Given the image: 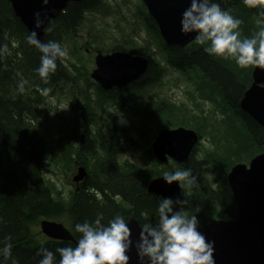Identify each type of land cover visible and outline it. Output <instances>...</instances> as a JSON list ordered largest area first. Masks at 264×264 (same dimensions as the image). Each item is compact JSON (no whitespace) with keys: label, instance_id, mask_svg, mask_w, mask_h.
Here are the masks:
<instances>
[{"label":"trees","instance_id":"16d2710c","mask_svg":"<svg viewBox=\"0 0 264 264\" xmlns=\"http://www.w3.org/2000/svg\"><path fill=\"white\" fill-rule=\"evenodd\" d=\"M114 2L116 0L70 2L59 17L47 25L52 31H45L46 42L54 40L64 47L85 30L90 17L121 15V9L112 5ZM214 2L243 21L240 26L242 37L251 38L264 27L261 5L252 7L244 0ZM138 3L134 21L123 17L124 27L117 28L121 31V40L107 38L105 32H95L88 25V36L94 38V43L88 40L80 46L74 42L70 52L82 66L70 63L68 67L65 60H58L56 73L45 84L36 72L41 53L26 42L30 33L15 16L9 1L0 0V45H7L10 52L0 57V259H3L4 247L9 246L11 255L6 264H39L42 257L37 253L41 247L55 252L57 247L76 246L43 235L40 223L44 220L59 222L67 219L71 223L69 230L77 240L80 234L75 231V225L85 220L92 222L97 216H103L102 224L105 225L117 215L126 221L135 218L141 224L156 223L161 198L148 194L146 184L177 169H191L197 184L191 189H183L179 198L187 203L177 204L176 210L183 208L188 215L198 211L200 226L213 220L236 218L237 206L227 176L236 164L249 165L264 152L263 127L239 106L253 83L255 67L241 69L232 60L208 55L195 42L184 48L168 46L142 1L138 0ZM125 27L136 31L135 35L132 36ZM92 49L102 54L122 52L144 57L149 62L148 70L124 92H105L98 84L96 100L91 102L88 90L93 80L85 63L89 55L86 50ZM168 67L186 77L187 83L194 88L193 92L187 91L190 106L155 95L163 89ZM21 83L25 89L22 93L19 91ZM65 90L75 107L79 106L76 97L83 96L85 105H90L84 110L92 119H82L84 110L77 112L75 116L79 122L73 125L72 136L67 139L71 133L68 130L67 136L63 137L67 163L72 165L76 153L83 147V153L79 152V155L85 157L90 172L80 193H73L69 200L63 199L64 192L54 182L46 180L47 163L59 165V159L51 158L48 142L39 129L47 118L48 99L58 93L62 95ZM62 99L65 98H57ZM206 104L213 107L211 114L203 109ZM109 106L118 109L116 114L123 116L129 108L140 119L141 145L135 143L114 118H111L110 136L103 135L99 129L94 130L108 120ZM70 110L73 111L72 107ZM180 127L194 130L200 138L210 142L213 149L202 147L201 159L194 154L182 165L170 161L167 166L154 158L156 166L151 170L123 161L121 140L140 145L141 150L150 154L151 145L161 130ZM90 131L97 132L93 141L89 140ZM78 134L86 135L85 140H81L80 147L73 151L68 142ZM58 142L59 146L61 142ZM211 178L218 185V192L210 189ZM98 194L102 200L98 199ZM116 196L122 197H117L121 202L116 201Z\"/></svg>","mask_w":264,"mask_h":264},{"label":"clouds","instance_id":"9594fccd","mask_svg":"<svg viewBox=\"0 0 264 264\" xmlns=\"http://www.w3.org/2000/svg\"><path fill=\"white\" fill-rule=\"evenodd\" d=\"M47 6L49 0H43ZM246 5L264 6V0H244ZM49 23H51L49 21ZM243 21L222 9L214 0H191L182 14L181 32L184 35L195 34V43L203 47L210 56L232 60L241 69L258 67L264 69V27L251 38L242 37L240 26ZM45 25L40 13L35 14V27ZM51 32V27H45ZM26 42L40 53V65L36 69L42 82L47 84L57 70V61L68 57L67 48L57 41L41 42L37 32L32 31ZM10 54L7 45H0V57ZM24 84L19 91L24 92ZM47 91V90H45ZM121 125L127 121L121 115ZM164 181L180 189H191L197 184V178L191 169H177L165 172ZM179 197H162L157 209L156 223H138L141 229L139 238L134 242L130 222L117 215L107 225L102 224L103 216L90 222L85 220L75 225L80 234L76 246L57 247L55 252L41 247L39 264H130V253L135 247L139 264H216L214 258L215 241L207 240L199 230L198 211L188 215L176 205L186 204ZM10 239V237H9ZM57 254L59 259L57 260ZM11 248L5 246L0 264H6Z\"/></svg>","mask_w":264,"mask_h":264},{"label":"water","instance_id":"95a60500","mask_svg":"<svg viewBox=\"0 0 264 264\" xmlns=\"http://www.w3.org/2000/svg\"><path fill=\"white\" fill-rule=\"evenodd\" d=\"M15 16L31 34L36 31L41 42L46 43L45 27L67 8L70 2L82 0H8ZM148 14L155 21L159 32L168 46L187 47L195 42V34L184 35L180 21L191 0H142ZM40 13L45 25L35 27V14ZM264 17V6H262ZM96 69L92 79L105 91L125 88L139 80L147 71L148 59L122 52L103 55L98 52L95 58ZM253 83L240 101V109L251 116L264 129V69L255 67ZM199 135L191 129H163L152 144L155 157L168 164L172 159L179 165L185 164L193 155L199 143ZM86 176L80 168L75 181ZM227 183L237 206V215L231 221L214 220L199 230L207 240L215 241L214 258L216 264H264V152L251 160L249 165L236 164L227 176ZM149 194L159 197L170 196L176 200L182 193L178 184L169 186L163 178L152 180ZM129 227L134 242L141 229L138 220L131 218ZM41 232L47 238L68 241L76 245L77 239L64 224L44 220L40 223ZM130 264H139L135 247L128 253Z\"/></svg>","mask_w":264,"mask_h":264},{"label":"rangeland","instance_id":"374dc122","mask_svg":"<svg viewBox=\"0 0 264 264\" xmlns=\"http://www.w3.org/2000/svg\"><path fill=\"white\" fill-rule=\"evenodd\" d=\"M142 1V0H141ZM143 3V2H142ZM115 8L121 9V15L118 14L116 16H108L103 17L102 15H96L89 18L90 22H87L85 24V30L82 31L77 37H75L73 40H69L67 44H65V48L68 50V57L65 58V64L70 67V63L77 64V66L81 67L82 65L78 63V61L70 54L72 49V43L76 42L80 46L87 44L88 40L94 43V38H90L88 36V29L87 26L89 25L92 27V30L95 32L100 31L101 33L105 32V36L107 38H116L118 40H121V31H117L118 26L121 28L124 27L123 23V17H128L129 20H133L135 15L137 14V9H135L136 5H140L138 3V0H116L112 4ZM150 16V15H149ZM134 21V20H133ZM128 32L132 34V36L135 35L136 31L134 32L133 29H128L125 27ZM101 40L105 42V39L101 37ZM164 40V39H163ZM81 56H84V54H81ZM88 60L86 59L87 63L86 67L91 72L95 68L94 64V56L88 55ZM172 68H167L168 76L163 81V89L161 91H156L155 95L158 94L161 97H167L170 101L176 102L177 104H188L190 106V101H187L189 95H187V91L193 92V87L187 83L186 77H183L178 72H175L171 70ZM178 82V83H177ZM121 89V88H119ZM160 92V93H159ZM64 95H61V93H58L56 97L52 99H48L46 106V116L44 123L40 125L39 129L41 131V134L45 137L46 141L48 142V148L49 152L51 154V158H55L59 165H55L52 162L47 163L44 174L46 176V180H50L55 183L57 188L60 191L64 192V200H69L70 196L73 193H80L81 186H77L76 182L73 181L74 176L77 175V167L74 165H71L67 163V154H65V141H63V137L67 136L68 130L71 131L69 139L72 136V131L75 130L73 128V125L78 124V120L76 119L77 112H80L81 110H84L86 107H90V105H85L84 101H81L77 103L79 106L75 107V103L73 99L70 100V95L68 94V91L65 90ZM62 97L65 98L63 100H57V98ZM74 97V95H73ZM148 98V96H147ZM150 98V97H149ZM149 103H152L151 100H148ZM74 103V104H73ZM73 104V105H72ZM240 106V104H239ZM70 107H72L73 111L70 110ZM191 108V107H190ZM203 109L208 111L210 114L214 110L212 106L206 104L203 106ZM87 112V110H84ZM109 117L108 120H104L101 124V127L95 128L94 130H101L103 135L110 136L111 135V118L116 117L117 114L113 113L112 110H108ZM127 114L123 116V118L127 121L125 125H121L119 123V120L121 118V115H118V118L116 120V123L121 129H127L126 134L129 135L135 143L142 144V139L140 140L139 134L141 130L140 125V119L134 114L131 109L126 108ZM88 113V112H87ZM62 115L59 117V115ZM111 115V117H110ZM124 131V130H123ZM58 135H62V140L60 141V137ZM58 137V138H57ZM59 142H58V141ZM57 142L61 144L58 146ZM133 142H127L126 140H121L122 148H120V151L122 152L123 161H128L131 165L135 167H142L146 168L149 167L150 170L156 166V163L154 161V158L158 160L153 151H152V145H151V153L148 154L145 151L141 150L137 144ZM145 147V144H143ZM203 147L204 150H212L213 147L210 142H208L205 139L200 138L198 145L195 147L193 151V155L196 154V156L201 159L203 156V152H201V148ZM80 156V155H79ZM83 160L85 161V157L81 156ZM159 161V160H158ZM160 162V161H159ZM57 163V164H58ZM161 163V162H160ZM86 168L88 174H90L88 169V163L85 161ZM56 166V167H55ZM159 178H163V176H159ZM158 179V178H157ZM155 180V179H154ZM152 181V180H151ZM149 181L146 186L149 187L150 182ZM210 182V189L214 192H218V185L214 182V178L209 180ZM149 194V192H148ZM154 195V194H152ZM121 196H116V201L121 202ZM159 197V196H158ZM161 198V197H160ZM99 199V198H98ZM101 200V199H99ZM137 220V219H136ZM129 221V220H128ZM59 223H63L65 227L70 229L71 223L67 219L59 221ZM41 231V228H40Z\"/></svg>","mask_w":264,"mask_h":264},{"label":"flooded vegetation","instance_id":"af4514ba","mask_svg":"<svg viewBox=\"0 0 264 264\" xmlns=\"http://www.w3.org/2000/svg\"><path fill=\"white\" fill-rule=\"evenodd\" d=\"M92 51H93V52H92ZM86 52H87V54L94 56V64H95V58H96L98 52H100V51H99V50H93V49H92V50H86ZM104 55H106V54H104ZM95 66H96V64H95ZM95 68H96V67H95ZM95 68H94L92 71H94ZM92 71H91V72H92ZM91 72H90V76H91V74H92ZM97 85H98V84H97L95 81H93L91 87H89L88 92H89V95L91 96V97H90V101H91V102H93V101L96 100V96H97L96 86H97ZM130 86H131V85H129V86L125 87V88H121V89H119V88H113V89H111V90H109V91H105V92H111V91L116 92V93H118V91H122V92H124V91L127 90L128 87H130ZM100 88H102V87H100ZM102 89H103V88H102ZM75 90H76V89H75ZM103 90H104V89H103ZM64 93H65V92H64ZM62 95H64V94H62ZM62 100H63V99H62ZM81 101H85V100H83V96L78 95V96L76 97V103H79V102H81ZM109 110H112L113 113H115V114L118 112V109H115V107H112V106H109ZM118 115H119V114L116 115V118L114 117L115 121L117 120ZM120 115L123 116L122 113H121ZM81 117H82L83 120H86V119H88V120H92V119H91V114H90V113H87V112H85V111H82V112H81ZM116 124H117V123H116ZM117 125H118V124H117ZM124 132L126 133V132H127V129H126ZM96 133H97V132L94 131V134H96ZM94 134H93L91 131L89 132V138H90L89 140L92 139V141H93V139H94V136H93V135H94ZM85 136H86V135H84V134H83V135L78 134V135L74 136L73 139H71V140L68 142V146L71 147V148L73 149V151H74L75 148L80 147V145H81V140H82V142H84V140H85ZM106 136H107V135H106ZM89 140H88V141H89ZM75 150H76V149H75ZM83 150H84L83 147H82L81 149H79V151L76 153L75 159L72 160V165H74V166L77 167V172L79 171L80 168H84L85 171H86V176H85L81 181L76 182V181H75L76 176H74V178H73V181L76 182L77 186L82 185V186H81V189H82V187H84L85 182H87V179H88V177H89V175H90V174H88V172H87V168H86L85 161H84L83 158L81 157L82 155L79 156V152L83 153ZM170 161H173V160H172V159H169V163H168V164H165V163H162V164L168 166V165L171 164ZM178 165H179V164H178ZM91 191L94 192L93 188L91 189ZM147 192H148V187H147ZM95 193H96V192H95ZM96 194H97V193H96ZM63 195H64V194H63ZM98 197H99V199L102 200V196H101L100 194H98Z\"/></svg>","mask_w":264,"mask_h":264},{"label":"bare ground","instance_id":"6f19581e","mask_svg":"<svg viewBox=\"0 0 264 264\" xmlns=\"http://www.w3.org/2000/svg\"><path fill=\"white\" fill-rule=\"evenodd\" d=\"M57 18H58V17H57ZM181 48H183V47H181ZM148 67H149V66H148ZM147 70H148V69H147ZM146 72H147V71H146ZM134 83H135V82H134ZM132 84H133V83H132ZM129 85H131V84H129ZM129 85H128V86H129Z\"/></svg>","mask_w":264,"mask_h":264}]
</instances>
